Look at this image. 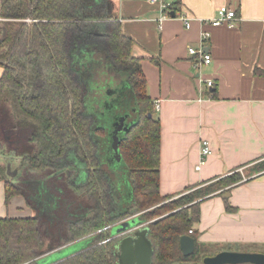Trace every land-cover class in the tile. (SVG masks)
<instances>
[{"label":"trees","instance_id":"trees-1","mask_svg":"<svg viewBox=\"0 0 264 264\" xmlns=\"http://www.w3.org/2000/svg\"><path fill=\"white\" fill-rule=\"evenodd\" d=\"M112 7L110 0H0V113L11 117L12 133L24 134H17L23 136L22 143L17 136L11 141L6 130V156L19 159L32 172L49 170L53 179L68 176L74 189L92 202L85 214L69 207L67 214L79 217L68 221L62 243L45 249L36 216L0 217V264H36L38 256L80 239L86 240L80 250L52 264H117L119 239L110 230L134 214L145 223L156 214L155 208L172 212L147 223L153 249L150 264H203L205 256L215 254L211 246L197 241L193 229L199 204L241 177L231 174L158 205L171 197L159 192L160 123L146 93L140 59L131 54L133 41L121 31ZM119 74L128 83L133 109L118 143L130 185L126 203L100 156L99 137L105 129L91 110L107 80ZM5 168L0 164V179H5ZM262 170L264 160L255 168ZM56 187L38 183L27 193V203L38 200L42 212L48 213L47 221L49 211L54 215L60 205L59 191L51 193ZM14 195L24 193L14 179H5V202ZM183 234L195 240L193 252L186 256L178 242Z\"/></svg>","mask_w":264,"mask_h":264},{"label":"crops","instance_id":"crops-1","mask_svg":"<svg viewBox=\"0 0 264 264\" xmlns=\"http://www.w3.org/2000/svg\"><path fill=\"white\" fill-rule=\"evenodd\" d=\"M110 1L121 31L133 41L131 54L140 59L146 93L158 102L160 194L176 197L238 173L239 182L201 200L193 229L197 241L215 253L225 246L264 253V170L255 171L264 160V0H164L173 10L162 20L157 2ZM221 5L236 11L235 25L203 24ZM180 13L191 18L189 28ZM203 31L209 32L205 39ZM201 45L211 56L207 64H196L198 56L188 53L189 47ZM2 70L0 65V75ZM206 79L213 81L211 87ZM202 140L211 153L196 168ZM5 170L7 180L17 175L10 163ZM5 179H0V217L30 216L9 211L24 199L14 195L5 202ZM79 242L53 249L37 261H59L83 246L65 255L60 251ZM51 254L61 257L46 260Z\"/></svg>","mask_w":264,"mask_h":264},{"label":"rangeland","instance_id":"rangeland-1","mask_svg":"<svg viewBox=\"0 0 264 264\" xmlns=\"http://www.w3.org/2000/svg\"><path fill=\"white\" fill-rule=\"evenodd\" d=\"M131 104V93L128 86V83L125 79H123V76L119 74V77H115L113 80H107L106 82V89L103 90L101 93V96L94 102V106H91V110L93 113L97 116L98 119V125L102 126L105 129V135L99 137V144H100V156L107 167L108 170L111 171L113 174L116 186L119 191L121 201L123 203H126L130 198V185L127 180L126 171L124 170V167L122 163L118 160H116L112 149H111V138H112V132L115 128V124L117 121L126 116L123 123L125 125L129 124V118L132 116V110L130 108ZM156 116V114H154ZM10 118V119H9ZM11 117L8 115L6 116L5 113H0V143L9 141L7 131H9V135L11 136V141L15 140V137L18 135H23V133H19L21 131H16V133H12V129L10 128V122ZM7 134V135H6ZM23 136H17L19 137L18 141L22 143ZM8 145L5 143H2V147L0 148V159L3 160V163L6 166V161L9 159L11 170L17 168V175L14 178V182L19 185L24 193L22 195L23 197V204L21 206L19 205H13L9 209L13 213V215L21 214V215H30V216H36L38 218V225L41 235V241H42V247L45 249L47 246L51 245H57L59 243H62L64 241V238L67 234L66 225L69 220L72 218H78L79 215L75 216H69L67 214V209L69 207H79L81 213L85 214V212L89 211L92 207V202L90 197L83 192H77L72 183V180L68 178V176H64L63 179H53L55 175H52L51 171L46 170L44 172H32L26 169L24 164H21L19 159L14 158L12 155L9 157L6 156ZM73 167L72 165L68 166L67 168ZM77 168V167H76ZM72 174H77L81 172H71ZM5 175L7 176L6 172ZM76 176V175H75ZM9 177V176H7ZM30 179L32 182L30 184H27V180ZM38 183L47 184L48 186L53 187L55 184L58 185V188H52L51 193L58 192L57 194L60 196V205L58 206V209L55 208L54 212L55 214L52 215L51 211H49L50 215L49 219L47 221V211L42 212V208L39 207V201L34 199L33 205L25 203V199L27 197V193L31 192V188H29L30 185H33L34 187ZM176 197H170L168 199H165L161 201L158 205L164 204L166 202H169L172 199L177 198ZM89 201L91 203H89ZM52 204L51 206H53ZM14 206H18L15 208ZM157 206V205H155ZM152 206V207H155ZM151 207V208H152ZM52 209V208H51ZM153 211L156 212L155 215L150 216L147 222L144 224L147 225V223L150 220H156L158 218H161L172 211L167 210L166 208H155ZM135 215V214H134ZM133 215V216H134ZM131 216V217H133ZM131 217H128L126 219H129ZM125 219V220H126ZM120 223V222H119ZM117 224V223H116ZM115 224V225H116ZM194 226V224H193ZM121 227V224L116 225L110 230V233H114L117 229ZM105 229V228H104ZM127 233L123 234L126 235ZM121 236H117L115 238L119 239ZM91 239V238H89ZM85 239H80L79 243H76L75 245L69 246L62 251H60V255L65 253H69L73 249L80 248L85 244ZM104 242V240L102 241ZM256 249V248H255ZM45 254V253H44ZM43 255V254H42ZM42 255L38 256L41 257ZM60 255L51 254L49 257H46V260H54L56 257L60 258ZM60 256V257H59ZM44 260V259H42ZM37 261L36 264H41V261ZM51 260V261H52ZM190 264V263H185ZM201 264V263H199Z\"/></svg>","mask_w":264,"mask_h":264},{"label":"water","instance_id":"water-1","mask_svg":"<svg viewBox=\"0 0 264 264\" xmlns=\"http://www.w3.org/2000/svg\"><path fill=\"white\" fill-rule=\"evenodd\" d=\"M174 16V12H170ZM150 116V114H148ZM126 116L120 118L115 124L112 132L111 149L116 158L120 161L118 153L119 135L127 129L123 123ZM121 227L114 231L112 237L121 236L116 244L117 264H150L152 256V245L147 237L148 226L139 223L135 216L120 222ZM127 233L123 236V234ZM179 248L184 256L193 252L195 246L194 238L189 234L179 237ZM203 264H264V253L251 251L222 250L214 255L205 256ZM43 264V261H41Z\"/></svg>","mask_w":264,"mask_h":264},{"label":"built area","instance_id":"built-area-1","mask_svg":"<svg viewBox=\"0 0 264 264\" xmlns=\"http://www.w3.org/2000/svg\"><path fill=\"white\" fill-rule=\"evenodd\" d=\"M149 1L159 3L160 6L159 20H162L163 18L169 16L168 15L169 13L167 12L168 4L164 0H149ZM178 17L182 20L186 28L190 27L191 18L189 16L185 15L184 13H180L178 14ZM236 19H237L236 11L233 8L229 7L228 5H221L217 8L216 15L214 17L209 19H204L201 21L203 24L206 23L211 26L226 25L228 27H233L235 25ZM208 36H209V32L203 31L201 38L205 39ZM188 53L198 56V60L196 64H200V63L207 64L211 61L210 54L203 49L202 45L198 49L189 47ZM205 84L206 86L211 87L213 85V81L211 79H206ZM154 107L158 109L159 106L157 101L154 103ZM200 146H201V158L196 168H199L201 164L204 163L206 156L211 153V149L206 140H202ZM189 232H191V230H189ZM106 241L107 239L104 240V242Z\"/></svg>","mask_w":264,"mask_h":264},{"label":"flooded vegetation","instance_id":"flooded-vegetation-1","mask_svg":"<svg viewBox=\"0 0 264 264\" xmlns=\"http://www.w3.org/2000/svg\"><path fill=\"white\" fill-rule=\"evenodd\" d=\"M131 121V117L129 118V122Z\"/></svg>","mask_w":264,"mask_h":264}]
</instances>
